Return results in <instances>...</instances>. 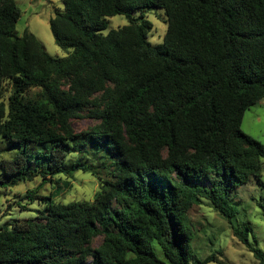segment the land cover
Wrapping results in <instances>:
<instances>
[{"label":"trees","instance_id":"16d2710c","mask_svg":"<svg viewBox=\"0 0 264 264\" xmlns=\"http://www.w3.org/2000/svg\"><path fill=\"white\" fill-rule=\"evenodd\" d=\"M61 2L49 26L67 54L54 56L29 29L18 35L20 8L0 0V137L16 150L0 158V187L81 170L99 189L14 200L40 206L0 222V264H207L220 249L200 259L191 245L202 201L263 258L229 198L264 159L240 127L264 97V0ZM149 7L164 10L161 43L148 40ZM116 14L128 23L104 34ZM84 118L94 123L76 131Z\"/></svg>","mask_w":264,"mask_h":264},{"label":"rangeland","instance_id":"374dc122","mask_svg":"<svg viewBox=\"0 0 264 264\" xmlns=\"http://www.w3.org/2000/svg\"><path fill=\"white\" fill-rule=\"evenodd\" d=\"M20 8L21 15L16 23L18 35H22L24 29H29L43 43L47 52L54 56L67 54V49L59 47L52 35L49 19L54 16L56 9H62L61 0H15ZM136 12L135 14H138ZM143 15L152 24L148 32V40L153 43H161L166 30L165 15L162 8L149 7L143 10ZM128 20L123 14L109 17V23L102 30L106 34L111 28L125 25ZM94 121L89 118L74 120L76 131L86 130ZM241 130L252 138L264 144V97L250 105L244 112L241 120ZM15 149L9 148L6 141L0 137V158H11ZM67 182L68 185H65ZM61 187V192L56 200L68 202L71 200H90L99 189L98 180L90 173L81 170L75 171L72 177H58V182H45L35 177L31 181H17L9 187H0V222L10 218L26 217L34 214L35 208L40 205L37 200L26 203L27 199H21L27 210L21 211L14 200L23 196L28 190L37 188L38 195H48L56 185ZM230 204L237 213L231 219V223L249 220L252 231L249 232V240L256 242L264 254V159H262L260 175L250 176L249 180L231 189ZM195 222V235L191 245L194 254L202 259L210 255L214 250L215 260L207 264H264V257L259 259L248 246L236 238L227 220L214 208L209 207L206 201L192 206L189 212ZM99 242L96 239L94 244Z\"/></svg>","mask_w":264,"mask_h":264}]
</instances>
